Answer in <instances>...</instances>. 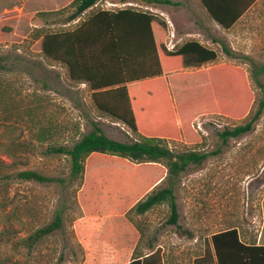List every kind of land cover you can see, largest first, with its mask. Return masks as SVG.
I'll list each match as a JSON object with an SVG mask.
<instances>
[{
  "label": "rangeland",
  "instance_id": "obj_1",
  "mask_svg": "<svg viewBox=\"0 0 264 264\" xmlns=\"http://www.w3.org/2000/svg\"><path fill=\"white\" fill-rule=\"evenodd\" d=\"M72 1L0 0V264H84L86 251L76 232L83 218L77 200L81 181L71 178L69 158L51 149L71 147L90 131L92 122L112 140H136L127 127L95 109L89 89L72 82L63 64L41 53L39 36L71 30L92 11L134 8L167 16L175 46L202 40L198 34L208 39L201 30L206 16L199 0H99L92 11L72 22L67 21L72 9L37 15L61 10ZM241 30V54L247 56L224 60L221 44L211 42L219 58L205 68L225 64L246 71L250 104L255 107L254 97L264 94V73L251 77V70L264 63V0L253 6ZM201 79L173 80L171 91L187 102L188 87ZM242 122L198 115L190 128L200 145L169 141L174 152L194 149L207 154L202 165H190L175 180L176 224H167L165 206L143 215L127 214L130 207L119 217L121 229L113 233L117 240L107 254L123 261L118 264L154 252L160 264H192L212 234L239 223L249 227V205L264 196V111L250 133L220 138L224 130ZM21 172H34L46 181L19 180ZM255 189L258 193L253 195ZM56 215L61 227L30 245L28 238Z\"/></svg>",
  "mask_w": 264,
  "mask_h": 264
},
{
  "label": "trees",
  "instance_id": "obj_2",
  "mask_svg": "<svg viewBox=\"0 0 264 264\" xmlns=\"http://www.w3.org/2000/svg\"><path fill=\"white\" fill-rule=\"evenodd\" d=\"M98 1L73 0L61 10L37 15L72 9L67 20L72 22L92 11ZM256 1L199 0L207 17L224 30L231 28ZM169 34L168 22L161 15L125 8L92 11L71 30L39 36L41 53L63 64L72 82L89 89L92 104L101 115L124 125L136 137L130 143L112 140L92 122L90 131L71 147L51 149L69 158L71 178L81 181L77 200L83 218L76 232L86 251L84 264L121 263L107 253L117 240L113 233L121 229L117 227L119 217L130 207L127 214L143 215L165 206L167 224H176L175 180L190 165H202L207 154L194 149L174 152L168 144L183 139L200 145L190 128L196 116L242 119L241 124L219 135L226 141L253 131L264 111L263 93L254 97L255 107L250 104L252 94L246 71L225 64L205 68L217 60V52L194 39L168 51ZM263 73L264 63L251 70V77L255 79ZM186 76H201L204 80L188 87L189 100L184 102L171 91V81H182ZM17 178L46 181L34 172H21ZM60 227L61 218L56 215L51 224L28 238L29 244ZM209 244L217 264L264 261V248L245 246L235 227L214 233L205 241L207 256ZM128 264H160V260L154 252Z\"/></svg>",
  "mask_w": 264,
  "mask_h": 264
},
{
  "label": "crops",
  "instance_id": "obj_3",
  "mask_svg": "<svg viewBox=\"0 0 264 264\" xmlns=\"http://www.w3.org/2000/svg\"><path fill=\"white\" fill-rule=\"evenodd\" d=\"M257 2L258 0L228 30H224L214 22H212L201 7L206 16V19L200 22L202 26L201 30L204 36H206L208 39H204V37L198 34V38L201 37L202 40H194H197L201 44L208 47H210L211 42L220 43L224 60L230 61L231 59L235 58L241 59V55H243V57L247 56L246 52H243V54H241V41L244 40L243 31L241 29L243 28L244 23H246L251 9ZM166 19L169 20L167 16ZM213 49L216 51L215 48ZM218 58L219 53L217 52V59ZM257 193V189L252 191L253 195H256ZM249 207L251 210V215L248 220L250 223L249 227L241 225V223H239L235 227L238 232L239 241L245 246L264 248V196L259 200V203H251ZM250 225H252L254 232H251ZM209 249V255L207 256L203 246L202 253L199 256L193 258L194 262L192 264H217L214 252L210 244ZM248 264H264V261L255 259L248 262Z\"/></svg>",
  "mask_w": 264,
  "mask_h": 264
},
{
  "label": "built area",
  "instance_id": "obj_4",
  "mask_svg": "<svg viewBox=\"0 0 264 264\" xmlns=\"http://www.w3.org/2000/svg\"><path fill=\"white\" fill-rule=\"evenodd\" d=\"M174 39H175L174 33L170 32L169 37H168L167 42H166V48L168 51H172L175 48V44L173 42Z\"/></svg>",
  "mask_w": 264,
  "mask_h": 264
}]
</instances>
